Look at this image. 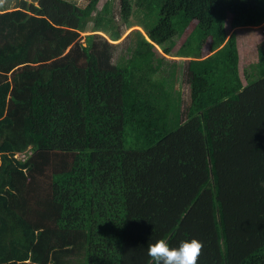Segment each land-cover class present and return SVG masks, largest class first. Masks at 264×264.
I'll return each instance as SVG.
<instances>
[{
  "label": "trees",
  "instance_id": "obj_1",
  "mask_svg": "<svg viewBox=\"0 0 264 264\" xmlns=\"http://www.w3.org/2000/svg\"><path fill=\"white\" fill-rule=\"evenodd\" d=\"M99 1L0 6V264H264V0Z\"/></svg>",
  "mask_w": 264,
  "mask_h": 264
},
{
  "label": "rangeland",
  "instance_id": "obj_2",
  "mask_svg": "<svg viewBox=\"0 0 264 264\" xmlns=\"http://www.w3.org/2000/svg\"><path fill=\"white\" fill-rule=\"evenodd\" d=\"M18 1L21 0H0V6L4 5L6 8L13 9L16 7V4ZM28 3H35V0H24ZM71 3L75 4L78 7H84L88 0H67ZM110 0H100L97 4V9H100L104 3L108 2ZM117 0H115V3ZM90 27V24H89ZM193 27V24L190 26V29ZM226 31L229 34H231V30L229 29V19L226 20L225 23ZM190 29H187L185 34H183L179 39L175 41L174 47L171 51V55H173L180 45L183 43V40L185 39V36L189 33ZM236 36V49L239 56V66L254 62L256 60V51L258 46H263L264 48V25L252 28V29H239L234 31ZM85 34H82L81 36H84ZM126 35V34H125ZM124 35V36H125ZM123 36V37H124ZM157 52L160 53V48H156ZM209 55V46L208 43H205L202 49V56H208ZM171 58V57H168ZM173 59V57L171 58ZM239 78L241 80V83H244L243 77L241 72H239ZM16 158H23L22 155H16ZM33 224L37 226L38 229L42 230L45 229L49 224L48 221V213L45 211L41 212L40 214L35 215L33 219Z\"/></svg>",
  "mask_w": 264,
  "mask_h": 264
},
{
  "label": "clouds",
  "instance_id": "obj_3",
  "mask_svg": "<svg viewBox=\"0 0 264 264\" xmlns=\"http://www.w3.org/2000/svg\"><path fill=\"white\" fill-rule=\"evenodd\" d=\"M202 250L203 242L195 238L182 240L176 247L161 238L148 244L147 255L153 264H198Z\"/></svg>",
  "mask_w": 264,
  "mask_h": 264
},
{
  "label": "crops",
  "instance_id": "obj_4",
  "mask_svg": "<svg viewBox=\"0 0 264 264\" xmlns=\"http://www.w3.org/2000/svg\"><path fill=\"white\" fill-rule=\"evenodd\" d=\"M256 60H257V56H256ZM256 60L254 62H251V63H255ZM251 63H248V64H251ZM248 64H245V65H242V66H239V56H238V66H237V69H238V73L241 72L242 74V68ZM243 77V76H242ZM242 85H245V82L242 84Z\"/></svg>",
  "mask_w": 264,
  "mask_h": 264
},
{
  "label": "bare ground",
  "instance_id": "obj_5",
  "mask_svg": "<svg viewBox=\"0 0 264 264\" xmlns=\"http://www.w3.org/2000/svg\"><path fill=\"white\" fill-rule=\"evenodd\" d=\"M3 15H4V14H3ZM1 144H2V143H1ZM1 144H0V145H1Z\"/></svg>",
  "mask_w": 264,
  "mask_h": 264
}]
</instances>
